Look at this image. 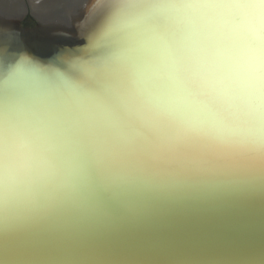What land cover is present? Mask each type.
<instances>
[{
  "label": "clouds",
  "instance_id": "9594fccd",
  "mask_svg": "<svg viewBox=\"0 0 264 264\" xmlns=\"http://www.w3.org/2000/svg\"><path fill=\"white\" fill-rule=\"evenodd\" d=\"M104 3L80 55L0 59V264H264L187 229L264 206V0Z\"/></svg>",
  "mask_w": 264,
  "mask_h": 264
},
{
  "label": "water",
  "instance_id": "95a60500",
  "mask_svg": "<svg viewBox=\"0 0 264 264\" xmlns=\"http://www.w3.org/2000/svg\"><path fill=\"white\" fill-rule=\"evenodd\" d=\"M70 9L72 13H66ZM105 11L104 0H71L43 18L0 10V59L12 60L26 53L47 63L80 55ZM187 229L208 238L200 253L203 259L224 257L237 249L264 248V206L230 209L219 216L191 222Z\"/></svg>",
  "mask_w": 264,
  "mask_h": 264
},
{
  "label": "bare ground",
  "instance_id": "6f19581e",
  "mask_svg": "<svg viewBox=\"0 0 264 264\" xmlns=\"http://www.w3.org/2000/svg\"><path fill=\"white\" fill-rule=\"evenodd\" d=\"M69 1L71 0H0V10L11 15L20 16L26 12L43 18L46 14L55 12ZM73 6L71 9H74ZM71 9L67 10L66 13H72Z\"/></svg>",
  "mask_w": 264,
  "mask_h": 264
}]
</instances>
